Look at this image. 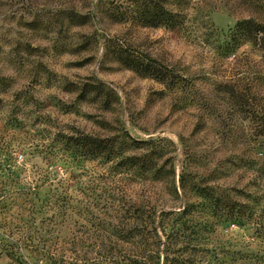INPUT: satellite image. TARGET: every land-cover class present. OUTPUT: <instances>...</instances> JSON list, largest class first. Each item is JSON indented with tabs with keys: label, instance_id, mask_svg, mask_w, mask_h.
Instances as JSON below:
<instances>
[{
	"label": "rangeland",
	"instance_id": "obj_1",
	"mask_svg": "<svg viewBox=\"0 0 264 264\" xmlns=\"http://www.w3.org/2000/svg\"><path fill=\"white\" fill-rule=\"evenodd\" d=\"M249 19L264 0H0V264H147V202L189 210L190 264H264V54L219 47Z\"/></svg>",
	"mask_w": 264,
	"mask_h": 264
},
{
	"label": "trees",
	"instance_id": "obj_2",
	"mask_svg": "<svg viewBox=\"0 0 264 264\" xmlns=\"http://www.w3.org/2000/svg\"><path fill=\"white\" fill-rule=\"evenodd\" d=\"M157 17L160 18V22H162V25L164 26L170 28L179 27V29L183 28L184 21L181 20L173 23L172 12L166 7H159ZM242 41L249 42L264 54V22L255 19L238 22L235 26L234 32L230 35L229 40L225 41V43L219 47L224 54H232L239 49ZM119 56L124 65L144 76L154 77L161 82H167L170 77V73H165L160 69L151 67L143 60L132 59L130 56L122 54ZM233 87V90H235L236 85ZM255 119H258V117ZM132 208L133 212L130 217L132 224L128 232L132 242L137 245L141 244L145 246L144 252L147 253V264H158V261L156 263V259H160V252L165 254V261L167 263L190 264V259L183 258L184 254L190 249V244H186L184 247L176 249L177 242L180 241V238L188 240L190 236L181 235L179 234V231H173L176 224L179 223L183 225L186 231L189 230V221H186V218L191 214L187 208L177 213L166 212L163 210L159 216L162 217V221L160 222H157L158 212L156 206L151 205L148 202L146 205L134 203ZM170 216H174L171 222V233L168 234V236L165 235L166 241L163 242L158 231L164 227V220Z\"/></svg>",
	"mask_w": 264,
	"mask_h": 264
}]
</instances>
